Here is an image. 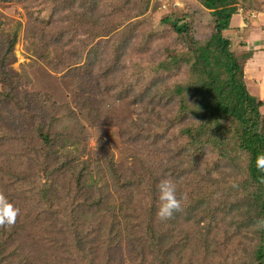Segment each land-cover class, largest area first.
Returning a JSON list of instances; mask_svg holds the SVG:
<instances>
[{
	"label": "trees",
	"instance_id": "16d2710c",
	"mask_svg": "<svg viewBox=\"0 0 264 264\" xmlns=\"http://www.w3.org/2000/svg\"><path fill=\"white\" fill-rule=\"evenodd\" d=\"M135 1L59 2L60 10L71 11L61 20L67 22L63 32L68 42L80 30L105 40L96 48L103 51L98 63L71 67L67 58L78 56V51L73 64H81L84 49L80 45L75 53L63 51L65 57L53 64L61 70L70 68L67 74L74 83L80 73L97 75L101 82L111 78L118 64L126 65L131 54L142 57L134 74L138 81L152 83L145 94L149 104L144 99L138 107L122 105L107 117L109 129L120 137L131 160L123 156L117 161L102 146L85 165H71L75 158L62 161L53 139H63L57 129L70 115L63 118L64 107L49 95L22 88L9 66L16 60L18 30L4 33L0 27V103L7 108L16 105L17 112L32 123L31 139L45 152L46 160V182L39 195L25 179L33 173L32 166L28 172L16 171L15 192L9 196L3 186L14 182L8 175H14L13 165H5L0 156V193L19 209L15 225L0 228V255L7 253L13 259L27 239L43 252L37 264H197L206 260L264 264V229L253 228L257 219L264 218V183L260 182L264 174L255 166L256 156L264 152V98L250 94L246 85L244 69L253 54L241 47L247 33L237 29L233 42L224 36L233 30L231 21L239 10L262 8L264 0H198L214 23L213 33L203 40L194 36L188 16L162 19L177 42L172 46L174 54L157 64L144 61L140 30L125 27L126 21L142 15ZM147 34L151 45L152 29ZM31 48L38 54V46ZM122 55L125 63H121ZM157 71L173 75L176 83L169 90L154 91ZM128 91L116 96L126 101ZM166 92L168 99L162 106ZM105 94L96 95L103 104ZM98 111L88 109L90 124L100 120ZM184 120L189 126L183 125ZM66 128L62 131L67 133L70 128ZM181 138L187 139V145L178 142ZM14 141L18 140H9ZM164 178L176 182L178 198L186 197L182 210L168 220L156 214V186Z\"/></svg>",
	"mask_w": 264,
	"mask_h": 264
},
{
	"label": "rangeland",
	"instance_id": "374dc122",
	"mask_svg": "<svg viewBox=\"0 0 264 264\" xmlns=\"http://www.w3.org/2000/svg\"><path fill=\"white\" fill-rule=\"evenodd\" d=\"M61 1L11 0L8 2L4 0V2H0L1 30H4V33H11L18 30V41L15 46L16 60L11 62L9 66L14 72L16 79L20 81L23 89L30 92L46 94L47 96L49 95L48 98L52 102L64 107L65 115L63 118L70 115V119H64L62 121L63 124L57 129L63 139L58 136L53 139L58 155L63 162L75 158L70 163L71 165H85L84 162L89 161L90 155H94L102 146H106L110 154L117 161H120L123 156L128 158L124 146L120 143L122 140L113 130L109 129L108 125L110 124L108 123L107 117H112L111 112L116 114L115 112L118 111L113 110L122 105L126 109L129 107H138L139 105L141 106V100L144 99H146V104H149L150 101L146 98L145 94L146 88L152 86V83L151 85L148 82V84H144V82L138 81L137 75L134 74L138 69V65L142 62V57L137 55L134 57L131 54L130 56L132 57L127 58L126 65L120 67L118 64L115 71L112 74L110 73L111 80L99 82L98 79H95L97 75L92 78L88 77L85 73H80L77 78L78 83L72 82L71 77L67 74L71 70L70 68L61 70L60 67H54L53 64L56 63L57 59L65 57L63 51L75 53L76 46L80 45L84 49L80 61L81 64H73V62L76 63L78 61L80 55L78 51V56L67 58L73 65L71 67L86 65L89 61L98 63L103 58L101 56L103 51L100 48V50L96 48L105 38H96L90 33L80 30L78 34L74 33V38L68 42L69 37L66 36L67 32H63V25H66L67 22L62 24L61 20L69 15L71 11L66 9L60 10L59 2ZM135 3L139 10H141L142 15L126 21L125 27L132 25V27L140 30L139 42L144 47V61L151 60L157 64L158 61L167 55L174 54L172 46L177 42V37L172 34L169 26L162 23V19L164 18L183 19V17L188 16L192 20L194 36L199 40L209 38L213 33L214 23L209 14V10L204 8L198 0H136ZM150 29H152L154 34L151 45L147 43V33ZM224 36L231 39L232 42L236 39V34L233 33H225ZM32 44L33 46H38V54L32 50ZM236 45L237 42L235 41L232 48H235ZM48 46H50L49 50ZM56 48L60 49L58 53L54 51ZM45 49L47 50L45 52L47 55L42 59L40 55ZM107 50L105 49V51ZM120 60H122L121 63H125V55H122ZM182 70L183 77L185 78L186 69L182 68ZM119 72H122V74ZM118 73L120 76L115 79ZM156 73L155 78L159 88L153 85L154 88L152 89L154 91L158 90L162 92L169 90L171 88L170 86L176 83L173 75L168 77L170 74H167L166 77V74L164 75L162 71H157ZM110 85L115 90L112 87L109 88L108 86ZM82 89H85L86 92H80ZM127 89H129L127 100L121 101L116 95L119 94V91L124 93ZM100 92H106L104 104L103 100L98 99L96 96ZM84 93H87L86 96ZM167 99L168 94L166 92L162 99V106ZM86 106L88 109H98L99 115L97 113V116L101 117L100 120H96V122L90 124L86 116V114L88 115ZM18 110L16 105H11L10 108H7L0 103V141L2 139L6 140H2L0 143V146L2 145L0 147V156L1 158L4 156V159H2L5 165L6 163L13 165L10 171L14 173V175L8 174L13 177L12 180L14 182L7 181V185H4L3 188L11 196V192H15L16 188V179L14 178L16 171L20 174L22 171L28 172L33 166V173L29 174L30 176L27 174L25 179H29L28 182L31 183V187L34 189L37 188L35 192L39 195L40 190L43 189V185L46 182V174L43 171V166L46 164L44 163L46 162L45 152L39 151V148L33 139H31L32 123L21 116L17 112ZM133 118H137L135 114H133ZM112 121L115 122V119L112 118ZM189 123L188 120H184L183 125L189 126ZM61 127H69L70 130L66 133L62 131ZM66 136L71 137V140H66ZM14 139L18 141L9 142V140ZM184 139L181 138V141L178 140V142L182 144L188 143L187 139L186 142ZM128 159L131 160L130 158ZM17 187L20 189L18 184ZM19 189L17 190L20 191ZM44 204H48V199L44 201ZM17 239L20 240V238ZM36 249V244L32 245L26 239L25 243L19 245L17 253H13V259H10L7 253L4 255L1 254V264H37L35 260L43 256V252H39ZM197 264L221 263L216 260L212 262L206 260Z\"/></svg>",
	"mask_w": 264,
	"mask_h": 264
},
{
	"label": "crops",
	"instance_id": "0c3cea01",
	"mask_svg": "<svg viewBox=\"0 0 264 264\" xmlns=\"http://www.w3.org/2000/svg\"><path fill=\"white\" fill-rule=\"evenodd\" d=\"M232 31L238 33L237 29L247 33L243 39L242 46L252 50L253 54L247 60L244 73L248 91L253 96L264 98V4L262 8L248 11L239 10L231 21ZM240 47V48H241Z\"/></svg>",
	"mask_w": 264,
	"mask_h": 264
},
{
	"label": "clouds",
	"instance_id": "9594fccd",
	"mask_svg": "<svg viewBox=\"0 0 264 264\" xmlns=\"http://www.w3.org/2000/svg\"><path fill=\"white\" fill-rule=\"evenodd\" d=\"M255 166L258 172L264 174V152L256 156ZM260 182L264 183V176L261 177ZM156 189L158 193L157 217L161 220L171 219L175 212L182 210L181 203L186 197L178 198L176 182L171 178L161 179ZM18 216L19 209L16 208L3 193H0V228H10L14 226ZM253 228L256 230L264 229V218L257 219Z\"/></svg>",
	"mask_w": 264,
	"mask_h": 264
}]
</instances>
